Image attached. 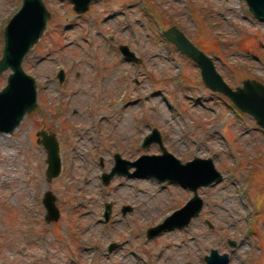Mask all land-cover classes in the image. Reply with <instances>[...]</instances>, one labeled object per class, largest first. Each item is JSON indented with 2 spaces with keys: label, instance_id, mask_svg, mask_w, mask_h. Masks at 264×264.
<instances>
[{
  "label": "rangeland",
  "instance_id": "374dc122",
  "mask_svg": "<svg viewBox=\"0 0 264 264\" xmlns=\"http://www.w3.org/2000/svg\"><path fill=\"white\" fill-rule=\"evenodd\" d=\"M43 1L50 18L23 63L38 107L13 134H0V264H206L212 250L230 264H264V131L211 92L195 62L162 35L179 29L232 88L245 79L264 86V22L245 0H97L83 14L70 0ZM21 5L0 0V58ZM120 45L140 62L125 60ZM10 73L0 75V91ZM153 129L181 162L212 159L222 180L199 188L203 207L187 227L148 239L192 191L129 176L104 186L102 174L115 155L161 154L157 142L143 146ZM40 131L60 144L62 169L51 182ZM46 192L60 211L50 224Z\"/></svg>",
  "mask_w": 264,
  "mask_h": 264
},
{
  "label": "water",
  "instance_id": "95a60500",
  "mask_svg": "<svg viewBox=\"0 0 264 264\" xmlns=\"http://www.w3.org/2000/svg\"><path fill=\"white\" fill-rule=\"evenodd\" d=\"M97 0H70L73 9L78 14L89 10L90 5ZM249 12L259 21L264 22V0H245ZM50 13L43 0H22L20 10L10 19L4 29V48L0 59V75L11 70L7 85L0 91V134H13L23 119L32 114L38 107L37 84L35 79L23 69V63L29 52L42 38ZM163 36L176 48L192 59L200 70L204 85L214 93L229 99L241 112L251 116L264 131V86L256 80L245 79L241 86L232 88L217 72L212 59L197 48L179 29L171 27L163 32ZM119 50L128 61L137 62L135 54L126 45H120ZM59 83L65 79L64 70L57 74ZM38 144L46 152V179L51 182L57 178L62 169L60 144L53 133L40 131L37 133ZM157 142L161 148L159 155H142L136 161L130 162L115 155V165L109 173L102 174L104 186H107L115 176L135 178H153L159 183H176L192 191L193 197L179 210L167 217L161 224L147 230L148 239H153L162 233L175 228L187 227L192 219L200 213L203 201L198 195L201 187H209L222 180V175L215 168L212 159L198 158L181 162L163 148L158 130L153 129L145 141L147 149ZM134 169L133 172H130ZM42 203L45 207V222H57L60 211L56 206V198L51 192H46ZM130 206L122 209L123 213L131 211ZM111 216V205H105L104 218L107 222ZM234 246L235 243L231 242ZM113 246L111 247V249ZM206 264H230L228 254H219L212 250L205 256Z\"/></svg>",
  "mask_w": 264,
  "mask_h": 264
},
{
  "label": "flooded vegetation",
  "instance_id": "af4514ba",
  "mask_svg": "<svg viewBox=\"0 0 264 264\" xmlns=\"http://www.w3.org/2000/svg\"><path fill=\"white\" fill-rule=\"evenodd\" d=\"M137 62L139 63L140 61L138 60ZM138 63H136V64H138Z\"/></svg>",
  "mask_w": 264,
  "mask_h": 264
}]
</instances>
